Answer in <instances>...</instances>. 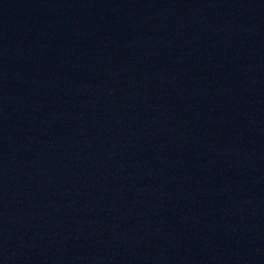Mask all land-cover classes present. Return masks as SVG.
Instances as JSON below:
<instances>
[{
	"label": "water",
	"instance_id": "95a60500",
	"mask_svg": "<svg viewBox=\"0 0 264 264\" xmlns=\"http://www.w3.org/2000/svg\"><path fill=\"white\" fill-rule=\"evenodd\" d=\"M0 264H264V0H0Z\"/></svg>",
	"mask_w": 264,
	"mask_h": 264
}]
</instances>
